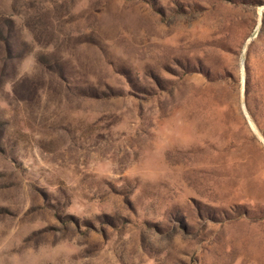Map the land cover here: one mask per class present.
Returning <instances> with one entry per match:
<instances>
[{"label":"rangeland","instance_id":"1","mask_svg":"<svg viewBox=\"0 0 264 264\" xmlns=\"http://www.w3.org/2000/svg\"><path fill=\"white\" fill-rule=\"evenodd\" d=\"M0 264H264V0H0Z\"/></svg>","mask_w":264,"mask_h":264}]
</instances>
